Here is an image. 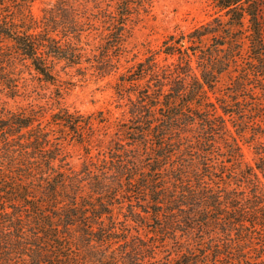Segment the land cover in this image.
I'll list each match as a JSON object with an SVG mask.
<instances>
[{
	"label": "trees",
	"instance_id": "1",
	"mask_svg": "<svg viewBox=\"0 0 264 264\" xmlns=\"http://www.w3.org/2000/svg\"><path fill=\"white\" fill-rule=\"evenodd\" d=\"M34 1L0 0V264H151L153 245L132 232L141 227L176 246L174 264H264L262 0H214L218 18L168 35L162 63L154 53L119 73L133 16L152 0H92L93 13L58 0L41 19ZM96 23L107 31L99 45ZM244 39L245 59L233 44ZM23 69L57 97L72 70L118 73L128 119L103 145L102 111L70 110L60 97L49 118L37 104L8 109ZM240 142L253 144V164ZM71 145L84 150L79 169Z\"/></svg>",
	"mask_w": 264,
	"mask_h": 264
},
{
	"label": "rangeland",
	"instance_id": "2",
	"mask_svg": "<svg viewBox=\"0 0 264 264\" xmlns=\"http://www.w3.org/2000/svg\"><path fill=\"white\" fill-rule=\"evenodd\" d=\"M58 0H36L31 5L32 14L41 19L43 16L42 10L46 7H53ZM73 5L80 11L88 9V13H93L97 9L95 3L92 0H77L71 1ZM70 3V0H69ZM262 9L261 14L264 17V0L261 1ZM100 6L105 7V2L101 1ZM110 10H113L111 7ZM68 13V11H67ZM220 13L215 8L214 0H152L151 7L147 9V12H140L139 15L133 16L131 23L132 31L130 36L125 42L126 53L122 59L119 72H126L130 70L137 63L143 61L147 56L158 53L161 48L162 42L170 34L189 33L195 28L210 24L215 18H218ZM96 22V21H94ZM98 25L94 30H90V36L95 38L92 42L99 45L102 35L106 34L105 27L102 23H96ZM102 34L101 36H99ZM245 34L244 36H246ZM243 37V36H241ZM219 42H223L221 38H215L213 41H209L210 44L215 45ZM236 48L238 46L243 48V53L248 47L247 39L239 42H234ZM262 49L264 50V35L262 37ZM88 54H92L91 47H86ZM264 52V51H263ZM247 53L243 58H247ZM156 60L162 63L163 54L158 53L155 56ZM242 61V60H241ZM249 67V65L247 66ZM22 76L26 80V87L22 90V95L14 100L8 99L6 107L8 109L28 108L29 105L37 104L49 108L47 111V118L58 107L55 98H59L60 106L67 107L70 110H78L82 113H93L102 111L108 117L110 123L109 128L101 131V139L104 141L103 145H109L115 137L112 134L117 130V124H122L128 119V106L127 98L119 100L114 93L112 86L116 82L118 73L112 74L103 80H98L95 76L91 75V71L86 72V75H76L74 70L71 71L72 76L62 74V85L66 87L64 90H60L61 96L57 97V86L39 84L36 80L28 74L26 69H23ZM73 73V74H72ZM228 78L225 77L223 84L228 83ZM64 82V83H63ZM224 88V87H223ZM222 88V89H223ZM3 100H6L2 96ZM228 119V118H227ZM235 120V119H234ZM244 119H237L235 123L241 126ZM229 129L235 135L234 130L239 129L237 126L232 127L230 122L227 123ZM105 132V134H104ZM187 141H194L199 135V130L196 128L188 129L186 133ZM200 136V135H199ZM249 136V135H247ZM242 149L245 162L253 164L254 162V150L252 143H239ZM113 145V143H112ZM68 150L71 152L72 159L71 164L76 169L81 167V163L84 160V150L82 147L69 146ZM92 154H96V151H92ZM139 232L141 240H146L148 245H153L147 249V254H151L153 259H149L151 264H174L177 258L176 246L171 241L163 243V238L159 233H153L152 228H135L132 232L136 234ZM154 253H153V252ZM154 254V255H153Z\"/></svg>",
	"mask_w": 264,
	"mask_h": 264
}]
</instances>
